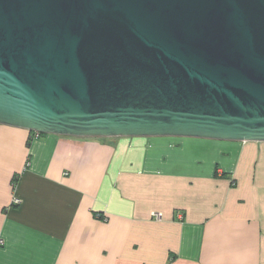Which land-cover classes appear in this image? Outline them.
<instances>
[{"label":"water","instance_id":"water-1","mask_svg":"<svg viewBox=\"0 0 264 264\" xmlns=\"http://www.w3.org/2000/svg\"><path fill=\"white\" fill-rule=\"evenodd\" d=\"M0 125L264 142V0H0Z\"/></svg>","mask_w":264,"mask_h":264},{"label":"crops","instance_id":"crops-1","mask_svg":"<svg viewBox=\"0 0 264 264\" xmlns=\"http://www.w3.org/2000/svg\"><path fill=\"white\" fill-rule=\"evenodd\" d=\"M0 264H264V142L0 125Z\"/></svg>","mask_w":264,"mask_h":264},{"label":"built area","instance_id":"built-area-1","mask_svg":"<svg viewBox=\"0 0 264 264\" xmlns=\"http://www.w3.org/2000/svg\"><path fill=\"white\" fill-rule=\"evenodd\" d=\"M38 135H40L39 133H36V136H38ZM14 204H20V200H18V199H14ZM155 217H157V219H159L160 217H161V215H159V214H157V215H155Z\"/></svg>","mask_w":264,"mask_h":264},{"label":"trees","instance_id":"trees-1","mask_svg":"<svg viewBox=\"0 0 264 264\" xmlns=\"http://www.w3.org/2000/svg\"><path fill=\"white\" fill-rule=\"evenodd\" d=\"M33 133V132H32ZM34 135H35V133H34ZM33 134H31V137H30V139H29V145H30V141L33 139V136H34ZM41 135V134H40Z\"/></svg>","mask_w":264,"mask_h":264}]
</instances>
